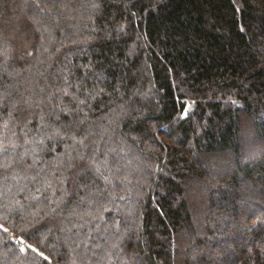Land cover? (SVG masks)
Returning a JSON list of instances; mask_svg holds the SVG:
<instances>
[{"label": "trees", "instance_id": "obj_1", "mask_svg": "<svg viewBox=\"0 0 264 264\" xmlns=\"http://www.w3.org/2000/svg\"><path fill=\"white\" fill-rule=\"evenodd\" d=\"M0 225V264H264V0H0Z\"/></svg>", "mask_w": 264, "mask_h": 264}, {"label": "rangeland", "instance_id": "obj_2", "mask_svg": "<svg viewBox=\"0 0 264 264\" xmlns=\"http://www.w3.org/2000/svg\"><path fill=\"white\" fill-rule=\"evenodd\" d=\"M1 227H4L2 225H0ZM16 240H19V242L21 243V245L24 247L25 251H29L32 250L33 252L39 254L40 256L48 259L49 261H51L50 257L41 250V248L35 246V245H31L30 243H24L23 240H20L19 238H17Z\"/></svg>", "mask_w": 264, "mask_h": 264}]
</instances>
